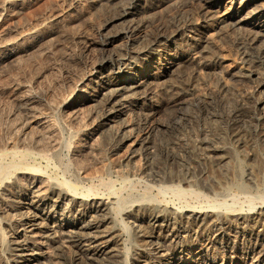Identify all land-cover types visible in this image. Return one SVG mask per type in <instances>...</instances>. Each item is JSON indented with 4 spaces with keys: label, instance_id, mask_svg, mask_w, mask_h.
<instances>
[{
    "label": "rangeland",
    "instance_id": "rangeland-1",
    "mask_svg": "<svg viewBox=\"0 0 264 264\" xmlns=\"http://www.w3.org/2000/svg\"><path fill=\"white\" fill-rule=\"evenodd\" d=\"M244 2L245 0H214L212 5L204 7L194 0H159L154 3L150 0H138L139 8L136 13L104 26V21L113 11L97 0H0V151L12 149L30 151L24 164L30 166L35 164L46 177L50 175L51 179L53 176L59 178L61 175L67 179H74L76 175L82 178L89 176L93 177L95 185L102 180L97 187L103 193L104 202L108 199L113 200L114 196H128V201H131L138 200L139 195L148 194L142 182L148 167L162 178L164 176L173 177L174 180L175 177L190 180L193 178L194 180L189 181V187H193L195 191H202V194L214 197L217 201H225L229 206L227 210L230 211L252 210L249 209L251 207L249 198L260 196L262 199L257 197L252 200L255 205L253 210H258L256 205L264 204L260 203L264 201V134L249 131L244 127L247 120L240 119L238 122L240 134L238 133L235 138L224 118L227 113L239 116L245 109L250 113V108L257 107L260 110L264 108V82L261 83L262 76L257 73L261 68L255 66L256 72L249 73L238 51L239 47L243 46V38L249 37L254 28L236 21L251 17L252 7L243 8L231 20L232 22L221 21ZM175 17L179 20L181 18L185 20L186 17L193 25L192 31L195 30L194 32L182 30L172 38L174 43L170 42L186 59L183 57L181 63L173 64L172 69L167 70L166 74L157 72L150 76L153 74L151 71L146 77L148 82L144 88L148 89V97L152 96L150 102L153 113L150 120L153 122H151H168L180 106L184 118L181 121L182 129L177 137L175 133L169 135L161 131L160 133L151 131L152 142L149 149L152 152L149 159L146 160L142 156L143 151H138L141 154L132 157V164L131 162L128 164L126 159L129 157V150L135 146L139 147L130 144L139 133L132 131L128 139L114 148L111 145V133L122 127L124 130L128 129L126 125L130 124L134 117L132 111L120 113L101 130L95 131L91 120L98 111L101 93L105 89H101L100 94L94 96V100L87 99L74 108L67 107L64 102L77 100L79 98L77 94L86 96H91L90 92L94 94L96 82L88 81L89 87H82L83 84H80L79 80L89 74L92 66L100 63L101 58L107 53L134 38V35L128 36L122 31L130 19L133 18L137 22L145 20V23L149 21L148 25L141 27L140 30L147 33V30L150 31L155 26V22H160L161 19V21L168 18L176 19ZM103 34L111 35L112 39L109 43L100 45L97 40ZM190 37L200 38V49L202 46L204 49L203 55H207L206 58L217 55L216 63L208 67H196L189 63L190 60L187 61L189 52L194 51L190 49L194 45ZM260 38L259 41L263 40L262 36ZM86 40L89 41V45L86 44ZM165 61L161 60L160 64L163 65ZM146 64L148 63L138 66ZM108 69L102 70V74L115 71ZM241 74L248 75L242 77ZM160 75L162 76L158 77ZM169 83L170 85L174 83L176 87L172 91L166 89L170 92H165L164 87L167 88ZM182 85L187 87L184 93L180 89ZM134 99L130 98L131 101ZM244 102L248 103V107L239 108L238 103ZM161 145L167 146L166 149L170 148L166 156H174L173 160L159 154L158 149L159 146L162 148ZM123 176H135L141 183L137 181L130 185L121 181ZM27 183L29 182L26 177L19 176L18 182H7L0 186V264H15L13 261L15 251L11 248V241L15 235L13 229L17 224V217L24 207L20 203L23 199H17L20 197L10 190H19L20 187L23 189ZM108 186H111L112 193L107 192ZM169 196L168 194L167 200L171 197ZM189 198L193 200L195 197ZM168 203L173 205L172 207L182 206L177 199L173 204L170 201ZM107 211L105 205H101L99 213L105 214ZM114 211L116 212L113 209L108 213L110 218L105 220L99 229L108 226L107 229H111V234H114L113 238H123L124 230L118 219L119 216L123 217L126 214ZM127 214L129 215V212ZM140 215L131 214L130 218H126L130 220L128 224L131 225V221L135 220L133 223L145 225L146 216ZM78 223L81 224V220ZM259 227L257 225V228ZM130 233L129 230L128 236H131ZM130 236L124 241L127 253L129 252L128 260H132L130 262L132 264L135 262L133 258L137 256L142 246L136 245L137 239ZM193 237L194 235L191 238ZM191 238L185 241L187 243L185 249H181L179 245L175 247L182 254L181 264H236L237 256L243 250L240 242L228 249L215 244L208 248L206 254L198 255L195 251L200 245L191 246ZM120 245L118 247H121L119 250L122 251L123 246ZM65 252L66 256L71 255V249L66 248ZM122 253L125 255V250ZM208 254L215 255L214 261L208 260ZM43 259L38 258L31 263L46 264V259ZM60 260V263H65L64 260ZM255 260L256 253H253L240 263L253 264Z\"/></svg>",
    "mask_w": 264,
    "mask_h": 264
},
{
    "label": "bare ground",
    "instance_id": "bare-ground-1",
    "mask_svg": "<svg viewBox=\"0 0 264 264\" xmlns=\"http://www.w3.org/2000/svg\"><path fill=\"white\" fill-rule=\"evenodd\" d=\"M97 1L102 2L113 11V13L107 17L108 19L106 18L107 20L104 21V26H107L115 20L136 13L139 8L138 0ZM156 1L159 0H150V2L153 3ZM194 1H197L201 6L208 7L213 4L214 0ZM183 4H185V2ZM246 7H252L250 11L252 13L251 17L244 20L241 19L239 20L240 22L236 21V23L249 25L254 29L251 30V35H249V37L243 38V46L239 47L238 51L242 61L247 65L246 67L248 68L246 69L249 73L256 72L257 69L255 66L261 68V71L257 73L262 76V83L264 82V0H245L244 4L238 5L235 10L233 9L232 12L223 17L221 21H224V23L225 21H231L237 16L239 11ZM168 19L165 21H161V19L159 20L160 22H155V26H151L152 29L150 30V27V31L147 30V33L146 31L142 33L140 30L141 27L148 25L149 21L145 23V20H143L144 22H137L133 18L130 19L129 22L123 26L122 31L128 36L134 35V38L125 41L118 48L115 47L112 52L107 53L101 58L100 63L97 62L92 66V69L89 70V74L79 80V83L83 84L82 87H89L88 81L90 83L92 81L96 82V86L93 89L94 94H92V92H90L91 96L77 94V96H79L77 100L64 102L67 107L74 108L76 105L80 104V102L82 103L87 99L94 100V96L100 94L101 89H105V91L101 93L98 111L91 120V123H94L93 126H95V131L101 130V128L107 125L109 121H113V118L120 113L132 111L134 117H132V122L126 125L128 129L124 130V127H122L116 131H114V129L113 133H111L112 131L109 132V134L111 133V145L113 148L128 139L132 131H137L139 133L130 144L139 145V147L137 146L136 148L135 146L129 150L130 154H128L129 157L126 159V163L131 162L132 164L131 158L137 154H141V152L138 151H143L144 154H142V156L146 160L149 159L152 152V150L149 149V145L152 142V137L150 136L151 131L155 130L159 131V133L161 131V133L169 135L175 133V137H177L178 132L182 129L181 121H183L184 118L182 117L183 111H181L180 106H178V108L176 107L179 110L176 111L168 122L152 123L153 121L150 120L153 113V106L150 102L152 96L148 97V89L146 90V88H144L145 83L148 82L146 77L149 76L151 71H153V74H150V76L155 75L157 72L166 74L167 70H169L173 64H177V62L178 64L181 63L180 61H182L184 56L178 53L177 47L175 48L170 44L173 40L172 38L181 33L180 31L182 30H188L190 32L195 31H192L193 25L186 20V17L185 20H183V18H181V20L178 18ZM155 20L158 21V19ZM261 36L263 40L259 41ZM111 39V35L103 34L97 41L100 45H104L109 43ZM191 39L194 41V45L193 48L191 47L190 49L194 51L189 52V56L187 57V61L189 62L190 60L189 63L196 67H208L216 63V60H218L216 59V57L218 58L217 55L208 56V58H206L207 55H203L202 51H204V49L202 48L203 46L201 47L203 50L200 49V38ZM86 42L87 45L90 44L88 40H86ZM184 58L186 59V57ZM163 59L166 61L161 65L160 61ZM143 63L148 64L142 67L138 66V64L141 65ZM108 68H110V70L115 69V71L110 72V74H102V70ZM124 72L127 73L124 74ZM247 75L248 74H241L242 77ZM161 76L162 75L158 77ZM85 80L87 81L85 82ZM173 84L170 85L169 83L167 88L164 87L165 92L174 90L176 86ZM180 89L183 93L187 91L185 85H182ZM83 90L84 88L81 89L82 92ZM130 98L135 99L131 101ZM247 105L248 103L245 102L238 103L239 108L246 107ZM29 108L30 107H28V109ZM240 113L239 116L233 113H227V115L224 116L225 123L227 122L229 131L233 137L236 138L239 133L240 127L238 122L240 119L247 120L244 127H247L249 131H252L254 134H264V108L261 110L257 107L250 108V113L245 109L244 112ZM223 129L225 130V128ZM106 136H108V134ZM38 147L39 146H37V148ZM166 147L160 148L159 146L158 149L159 154L164 157L168 155L167 150L170 149H166ZM206 148L208 149V147ZM29 155L30 151L27 150L19 151L12 149L10 151H0V186H4L7 182H18L19 176L26 177L29 182L23 186V189H20L22 188L20 187L19 190L15 189L16 191L14 189L10 190L11 193H16L17 196L20 197L17 199H23L20 203L24 207V210L17 217V224L13 229L15 235L11 241V248L15 251L13 253V261H15V264H36L31 263V261L37 260L38 258L46 259V264H62L60 263V259L65 261L64 264H130L132 260H128L127 254L129 252L127 253L128 250L124 241V239H128L130 236H128L129 230L131 232L130 237L137 239L136 241L138 243L136 242V245L142 246L140 251L137 252V256L133 258L135 262L132 264H149L152 262L158 264H179L182 260V254L175 247L179 245L181 249H185V244H187L185 241L191 238L192 235H194V237L191 238L190 245H200V248L196 250L197 252L195 251L198 255L206 254V251H208L211 245L219 244L220 247L228 249L229 247H235L236 243L240 242L243 246V250H241V253L237 256L238 259L236 264H241L240 262H242V260H246L248 256L253 253H256V260L253 264H260L261 260H263L261 264H264V204L259 206L256 205L258 210H253L255 205L254 201H252L254 198H261L260 196L249 198L251 199L249 200V205H251V207L248 208L252 210L246 212L230 211L227 210L229 206L226 205L225 201H217L214 197H209L202 194V191H195L193 187H189V181L193 178L190 180L178 177L176 179L175 177L174 180L173 177L170 178L169 175V178L165 176L162 178L154 174L155 171L153 172V169L146 167L148 171H145L142 182L148 194L144 193L141 196L139 195L140 198L138 200L131 201H128V196L122 197L113 195V200L108 199L104 202L103 193H101L97 187L98 185L100 186L102 180L99 179V183L95 185L93 177L89 176L82 178L76 175L74 179H67L64 175H61L59 178H54L53 176V179H51L52 177H50V175H47L50 178L46 177L35 164V167L24 164L25 159ZM220 156L219 154L218 157ZM167 157L168 156H166V159L170 156ZM172 157L170 158L173 160L174 158ZM126 163L124 166H126ZM10 176L12 179L9 180L8 178H10ZM139 180L140 179L135 176H123L121 178V181L127 182L130 185L137 181L141 183ZM107 184L110 183H106V185ZM185 184H188V186ZM35 185H37L36 188L34 187ZM111 186L107 188L108 193L113 192ZM238 188H240L239 185ZM6 189L7 188H5V190ZM152 191L154 192L152 193ZM209 192L210 191H208V193ZM168 194L171 197L169 196L170 198L167 200L166 197H168ZM189 196H194L195 198L191 200ZM175 199L181 202L182 206L172 207L173 205L168 203V201H170L173 204ZM262 202L264 201H260V203ZM61 204L65 206L62 207ZM101 205H105V208L108 210L107 213H99ZM128 206L130 209L127 210L126 208H129ZM113 209L119 214H126H124L125 216L123 217L119 216L118 219L124 230L125 237L123 238H113L114 234H111V229H107L108 226L99 229L105 220L110 218L108 213ZM238 210H240V208ZM130 211L132 212L130 213ZM116 212L114 211V213ZM127 212H129V215ZM131 214L137 216L144 214L147 223L145 225L137 222L133 223L134 220L131 221V225H129L128 222L130 220L128 221L126 218H130ZM59 219L62 221L58 222L57 220ZM79 220H81V224L78 223ZM257 225L260 227L257 228ZM202 241L204 243H202ZM120 244H122L123 250H125V255H122L123 250H119L121 247L119 248L118 245ZM50 248H54L55 250ZM66 248L71 249V255H65ZM214 256V254L213 256L209 255L208 260L214 261Z\"/></svg>",
    "mask_w": 264,
    "mask_h": 264
}]
</instances>
